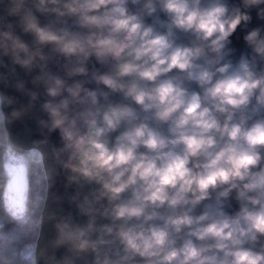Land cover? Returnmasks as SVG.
Wrapping results in <instances>:
<instances>
[{
	"label": "clouds",
	"instance_id": "9594fccd",
	"mask_svg": "<svg viewBox=\"0 0 264 264\" xmlns=\"http://www.w3.org/2000/svg\"><path fill=\"white\" fill-rule=\"evenodd\" d=\"M261 6L7 0L0 67L8 57L11 73H36L47 97L38 126L58 133L56 164L88 189L72 197L86 222L54 225L52 246L68 253L54 264H264V27L247 31L250 52L231 59L232 37L251 9L264 20ZM6 103L0 92V123ZM36 163L37 149L0 140L9 214L10 185Z\"/></svg>",
	"mask_w": 264,
	"mask_h": 264
},
{
	"label": "water",
	"instance_id": "95a60500",
	"mask_svg": "<svg viewBox=\"0 0 264 264\" xmlns=\"http://www.w3.org/2000/svg\"><path fill=\"white\" fill-rule=\"evenodd\" d=\"M229 3L232 5H240L241 0H229ZM6 7L7 0H4V3H0V17L4 15ZM257 11V8L251 9V23L242 26L232 37L233 44L231 47L235 49L231 57L233 61L238 60L241 54L250 52V49L243 39L246 32L256 27H264V20L258 18ZM40 19L42 22H45L44 16H40ZM23 38L31 42L30 36H24ZM3 59L7 62L8 67H0V73L7 75V83L0 82V92H3L13 101L11 105L6 103L3 106L5 116L4 125L8 138L22 149H37L41 155V161L47 179V192L41 212L39 233L35 245V264H54L52 260L53 255L57 259H60L68 254L66 248L61 247L55 249L52 246V241L56 235L54 225L58 220L69 216L75 222L81 224L86 222L87 218L80 215L76 204L72 202V197L76 196L77 192L83 194L88 189H80L75 183L70 184L68 181L70 173L61 169L56 164L51 154V147L53 144L60 145L58 133L49 135L45 131L42 134V130L38 126V121L46 118L41 105L47 97L44 94L43 87L31 83L32 76L36 73L34 72L29 75L26 74V70L15 66L16 72L13 74L10 71L13 67L10 59L8 57H3ZM53 71H56L55 67H53ZM20 82L25 83L24 92H20L16 88V85ZM28 91H36L39 94L36 101L30 103V97L27 94ZM14 111H17L19 115L14 116ZM45 138L49 140L48 144L38 143ZM233 207L238 208L235 201H233Z\"/></svg>",
	"mask_w": 264,
	"mask_h": 264
},
{
	"label": "trees",
	"instance_id": "16d2710c",
	"mask_svg": "<svg viewBox=\"0 0 264 264\" xmlns=\"http://www.w3.org/2000/svg\"><path fill=\"white\" fill-rule=\"evenodd\" d=\"M8 138L4 121L0 123V140ZM36 163L27 176V189L23 205L14 210L8 204L11 214L0 206V264H35V245L39 233L40 217L43 209L47 179L37 151ZM27 200V211L24 210Z\"/></svg>",
	"mask_w": 264,
	"mask_h": 264
},
{
	"label": "rangeland",
	"instance_id": "374dc122",
	"mask_svg": "<svg viewBox=\"0 0 264 264\" xmlns=\"http://www.w3.org/2000/svg\"><path fill=\"white\" fill-rule=\"evenodd\" d=\"M26 189H27V178L23 176L18 178L13 185H10L9 192L11 194L8 195L7 200L11 205H13L14 210L20 209L21 205H23L26 195Z\"/></svg>",
	"mask_w": 264,
	"mask_h": 264
}]
</instances>
